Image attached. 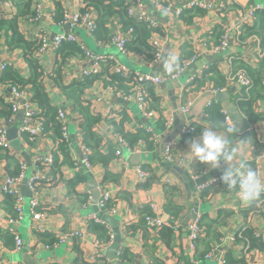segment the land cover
<instances>
[{
	"label": "crops",
	"instance_id": "crops-1",
	"mask_svg": "<svg viewBox=\"0 0 264 264\" xmlns=\"http://www.w3.org/2000/svg\"><path fill=\"white\" fill-rule=\"evenodd\" d=\"M57 1L62 10L69 12L80 11L84 7L82 0ZM141 1L146 2V0ZM171 1L178 4L176 0ZM166 3L161 1L152 9L153 17L161 30V34L153 36L163 51L162 60L158 66L152 65L139 55L121 54L112 45L99 46L84 30H75L78 40L93 54L112 56L117 64L124 66L129 72L159 76L171 71L176 62L197 55L194 64L178 79L154 86L156 101H151L149 108L154 111L155 118L150 120V124L159 136L151 151H145L142 148L138 151L130 150L113 133L110 119L116 120L122 115L121 113L128 114L127 119L122 122L126 131H133L137 125L145 123L135 104L124 102L116 95L117 92L108 91L109 87L100 80L94 81L84 92L83 99L90 103L89 112L100 117V122L94 129L102 139L103 153L114 152V158L107 170L119 176L117 182L103 183L104 168L101 165H92L90 170L83 167L81 141L84 119L74 109L73 103L65 98L58 85L62 83L68 86L73 81L79 80V71L88 63L74 55L68 56L66 62L64 61L61 79L55 82L48 78L57 68L58 59L55 53L47 52L39 58L43 73L47 75L45 89L51 106L56 111L62 109L67 113L68 138L65 152L69 154L71 163L69 165L63 163L61 157L58 158L54 169L35 164V159L39 157L52 156L56 137L51 131L37 138L34 143L25 140L23 134L18 132L23 122L22 110H18L8 124L5 120L7 110L3 107L8 106L9 101L20 104L24 100H30L31 92L24 89L21 91L22 97L15 99L12 93L13 88L0 87V127L6 128V131L16 127L19 141L17 147H12L6 132L9 151L6 153L0 149V186L4 184L6 176H10L18 169L19 163L26 167L23 179L16 184V189L23 201L21 219L13 227L22 245L19 250H15L14 242L3 241L0 237V264H78V260L82 263H94L97 237L90 225H100L103 229H107V233L111 236L112 231L95 219L91 211V200L85 206H83L84 202H81L83 196L91 197L90 184L97 185L96 189L100 195L109 193L111 196L114 211L109 215L119 221L118 227L121 233V242L117 251L130 255L133 260L131 264H222L223 261L225 264L227 255H230L234 262L237 259H243L245 264H264L262 251L246 250L243 242L236 238L240 231L246 228L264 234V209L259 210L261 200L257 201L259 195L264 193V99L253 103V111L262 115L263 119L249 124L232 102L233 97L241 90L237 84L219 89L215 80H207L202 87L194 88V90L187 91L185 87L188 77L201 76L210 64L216 65L223 83L228 81L226 79L232 68L236 67L237 60L253 68L258 67L260 53L255 36L245 39L238 46L231 44L228 49L217 54L209 51L208 44L216 40L218 33L222 35L223 25L230 27L234 33L240 32L242 26L240 20L244 16L245 9L257 4L264 5V0H228L227 9L222 12L194 15V12L190 11L179 19L173 17L171 9L166 10ZM36 5L39 6L41 13L38 20L20 18L18 21L22 34L27 40L37 41L39 33L54 36L68 31L56 24L55 5L52 0H34L33 11ZM16 12L14 2V9H8L5 17L0 16V19L12 18ZM116 23L118 24L117 20ZM3 62H7L20 75L28 78L29 68L22 49H10L5 37L0 36V63ZM218 92L225 93L227 97L222 101L214 99L203 102ZM186 102H190V111L185 117L179 110ZM210 102L221 106L225 113V121L228 118L226 121L228 126L243 135L254 133L259 147L248 138L229 140L226 133L213 126L203 111ZM229 110L237 113V120L231 122L229 117L232 115L229 114ZM170 118L173 120L174 128L185 119H189L197 128L196 134L190 138L177 135L172 140L173 152L181 158L182 166L162 162L161 145L171 132L165 134L162 130L164 121ZM199 162L201 167L198 166ZM140 166L148 174L144 181L139 180L136 172ZM173 167L181 169L188 179V186L193 193L191 201L181 181L182 176L177 173V177L171 173ZM198 167L203 169L199 176L200 181L208 182L214 177L222 178L220 186L205 193L201 200L194 197V183L191 181V173H197ZM77 175L83 176L84 180L77 187V195H70L67 192L66 183ZM34 176L38 177V182H49L38 185L36 189L35 197L39 204L37 211L42 216L37 221L32 219L30 201L34 194L28 187L29 180ZM150 178H153V181H147ZM5 201V195L0 193V233L9 229L7 215L10 212ZM167 201L178 209L177 214L167 213L165 210ZM191 202L192 205H190ZM194 202L197 204L196 213L200 214L202 219L204 218L202 225L205 227V232L192 248L187 231V224L191 218L188 221H184L183 218L194 209ZM255 202L257 207L254 208ZM150 206L155 208L162 221L172 228L177 227L173 232L170 247L157 238L156 234H150L146 230L143 215ZM36 226L41 227L42 233L35 231ZM70 232H79L82 236L66 239L63 244L53 245H48V239L37 236ZM205 240H209L211 247L209 252L212 253L207 259L205 256L200 257L206 248ZM110 245L111 242L101 251L102 257L108 264H112L106 256ZM23 249L26 254L22 253ZM117 263L124 264L121 258L117 259Z\"/></svg>",
	"mask_w": 264,
	"mask_h": 264
},
{
	"label": "trees",
	"instance_id": "trees-1",
	"mask_svg": "<svg viewBox=\"0 0 264 264\" xmlns=\"http://www.w3.org/2000/svg\"><path fill=\"white\" fill-rule=\"evenodd\" d=\"M34 0H13V9L14 2L15 7L17 8L16 14L12 18L8 19H0V36L5 37L7 45L10 49H22L24 54V59L29 68V76L28 78H24L20 75L15 69L12 67H8L6 70L0 73V87H11L15 88L18 91H22L24 89H28L31 92L30 102L35 106L37 110H39L38 117L43 120V132L40 136H30L28 134H23L24 139L28 140L30 143H34L37 138L42 135H46L54 133L55 137V148L52 152V163L49 165V168L54 167L57 164L58 158L61 157V161L66 164H71L69 160V154L65 152L67 139L63 137L61 134V126L56 121V110L50 104L48 95L45 89V79L47 75L43 73L41 68L40 59L37 56L39 51V41H29L22 34L20 29V25L18 21L20 18H34L35 11L32 10V4ZM55 5V16L54 20L56 24H59L62 19V7L57 0H52ZM134 0H125L119 3H108L106 0H82V5L84 8H89L94 14V25L95 30L90 35L91 38L99 44L102 41H109L112 35V29L109 26V22L113 19L117 20L118 24L121 27V30L127 31L128 29L132 30L131 37L124 44V48L127 53L135 54L142 56L146 61L150 62L153 59V49L149 45V41L158 33L161 34V30L158 25L155 27H150L146 23L140 22L135 18L129 16L127 14L128 7L133 3ZM227 9V7L225 8ZM83 11V8L80 10ZM196 11V12H195ZM194 15L203 13L200 10H192ZM190 13V11H185L183 16ZM182 16V17H183ZM221 35L218 33L216 35V40L212 43H209V46L216 47L220 42ZM255 36L257 47L260 53V59L257 68H253L252 66L241 62L240 60L235 61L236 67L232 68V71L229 73V77H233L236 73H242L245 75L249 81L250 85L245 87H240L241 90L237 92V94L233 97L232 102L235 105L236 109L246 118L249 124L256 123L263 119L262 115H259L253 111V103L256 101L264 99V88L261 85V82L264 80V10H259L255 12L254 21L251 26L242 25L241 31L238 36L239 41L242 42L245 39ZM87 48V47H86ZM88 49V48H87ZM89 50V49H88ZM55 56L58 59L57 68L50 74V77L55 82H59L62 76V71L64 70L65 60L68 56H76L80 59H83V52L80 49L78 43L72 42H64L61 43L57 49L55 50ZM186 59H182L181 62ZM65 61V62H64ZM114 62L106 61L102 63L101 71L98 75L92 78H85L73 81L70 85H63L62 83H58L60 86L65 98L70 100L73 103L74 109L78 111L84 119V123L82 125V145L89 150L88 162L91 165H101L104 168L103 175V183L106 182H117L119 176L111 174L107 167L109 163L114 158V152L109 151L107 154L103 153L101 143L102 139L95 131L94 127L100 122V117L92 115L90 110V103L83 99L84 92L92 85V83L96 80H100L104 85L110 87L115 92H121L123 94H130L132 91V86L134 84L135 78H123L119 75L112 73ZM223 83L222 77L219 75L216 65L210 64L207 69L202 73L201 76H195L193 79V84L190 85V90H194V88L202 87L207 80H215L217 88L221 89L224 86H231L236 84L233 80H229ZM225 78V77H224ZM109 85V86H108ZM145 96L149 104L151 101H156V94L154 86L151 84H145ZM7 110L5 115V120H8L12 116V111L10 109V105L4 106ZM150 109V108H149ZM151 110V109H150ZM204 113L207 114L213 126L222 130L224 133L228 135L230 139H241L248 138L253 141V143L259 147L258 141L255 140L254 133H246L248 135L241 134L238 130L228 126L225 121V115L223 114V109L220 105L215 103H208L204 108ZM120 117H117L116 120L110 119V123L113 128V133L118 135L122 142L126 145L130 150L136 149L138 147V143L141 141L143 143V150L151 151L155 146L153 142L148 138V135L144 130L140 128H135L133 131H126L124 129V119L126 120L128 114L121 113ZM119 115V114H118ZM194 126V125H193ZM197 132L196 126H194L193 135ZM192 135V136H193ZM53 136V135H52ZM191 137V136H190ZM188 137V138H190ZM2 151L8 153V150L0 148ZM58 155V156H57ZM61 155V156H59ZM198 166L201 167V163H198ZM20 163L18 169L13 171L11 175L8 177L14 178L17 177L20 173ZM197 173L201 172L203 169H197ZM148 176V174H147ZM84 180V177L81 175H77L75 178H72L67 181L66 187L67 192L70 195H77V187ZM147 181H153V178L148 179ZM222 181H219L217 184L207 187L201 193V199L204 198L205 193L213 190L215 187H219ZM46 182H35V189L38 188V185H41ZM54 183V182H50ZM146 187V186H144ZM250 195V193H249ZM79 196V195H78ZM6 197V205H8L9 212L7 217H16V211L14 209L15 198L11 195H5ZM85 205L88 202V196H83ZM261 200L259 204V210L262 209V205L264 204V193L258 197L257 201ZM256 201V202H257ZM256 202L254 208L256 206ZM261 208V209H260ZM113 209V205L111 200L106 202L105 210L109 211ZM114 210V209H113ZM165 210L170 215H175L178 213V209L175 206H172L169 201L165 204ZM151 215V211L146 209L145 214L143 215V222L145 224L146 230L153 234L146 226L144 218L146 216ZM204 218L201 217V224ZM93 232L97 237V241L103 244H107L110 241L109 233H107V229H103L100 225L92 224L90 225ZM205 228V227H204ZM173 229L168 225L164 224L157 231L156 235L167 247H170V243L173 239ZM253 230L244 229L240 231V233L236 236V238L243 242L246 250L250 249H258L264 253V243L260 241V239L256 238ZM41 239H48V245H53L58 243V239L55 235H37ZM206 236V233H205ZM204 236V238H205ZM0 237L3 241L9 240L14 242L15 247V234L10 232L9 229L0 233ZM197 242V241H196ZM6 245V242H5ZM205 251L200 254V257L206 256L210 251L209 240L204 241ZM121 254L119 259L121 258L122 263L131 264L132 258L127 253L120 251ZM197 257V258H200ZM78 264H89L82 263L81 260L77 261ZM92 264H108L104 258H95L94 263ZM225 264H245L243 259H237L235 262L230 255L226 256Z\"/></svg>",
	"mask_w": 264,
	"mask_h": 264
},
{
	"label": "built area",
	"instance_id": "built-area-1",
	"mask_svg": "<svg viewBox=\"0 0 264 264\" xmlns=\"http://www.w3.org/2000/svg\"><path fill=\"white\" fill-rule=\"evenodd\" d=\"M13 0H0V16H4L6 14V11L8 9H11L13 7ZM108 3H119L123 0H106ZM126 2L128 0H125ZM161 1L167 2L166 4V10L171 9L172 15L175 18H180L183 16V13L185 11H192V10H200L203 13L207 12H222L226 8V4L228 0H223L225 2H217L215 0H176L178 4H175L173 1H167V0H146V2H143L141 0H134L133 3L128 7L127 14L136 20L146 23L150 27H155L158 25L156 19L153 17L152 9L154 6H158ZM259 10H264V5H254L252 7H249L245 9L244 16L240 20V25H248L251 26L252 22L254 21L255 12ZM41 16L40 8L38 5L35 6V16L32 20H38ZM94 19L95 14L89 9L84 8L83 11H76V12H69L66 10H63L62 12V19L59 24H57L60 27L68 29V31L63 32L61 34H57L54 36L48 35L47 33H39L37 40L39 41V51L37 53V56L40 58L43 54L47 52L54 53L57 47L64 42H72V43H78L80 46V49L83 52V60L85 63H88L86 67H84L81 71H79L78 78L79 79H85V78H92L99 74L101 71L102 63L106 61H112L114 62V67L112 70V73L119 75L123 78H129L133 77L135 78L134 84L132 86V91L130 94H123V93H116L117 96H119L124 102L126 103H132L135 104L138 107V111L142 118L145 120L144 124L137 125L136 128H140L145 131V133L148 135V138L155 143L158 139V134L154 132V129L152 125L150 124V120L155 118L154 111L150 110L148 107V101L145 96V84H151L153 86L161 85L167 81H174L178 79L182 74H184L196 61L197 55H192L189 59H186L185 61L176 62L174 67L171 71L164 73L159 76H152L150 74H143L140 72L131 71L129 72L124 66L119 65L116 63V60L109 55H96L93 54L90 50H88L77 38L75 35L76 29H82L89 35L92 34V32L95 30L94 25ZM109 26L112 29V35L109 41H102L98 45L103 47H108L110 45L117 48V50L121 54H127L124 44L127 42V40L131 37L132 30L128 29L127 31L121 30V27L119 24L116 23V20L113 19L109 22ZM240 32L234 33L233 30H231L230 27L223 25L222 26V35L220 38V42L218 46L212 47L209 46V51L214 52L215 54L222 52L230 47L231 44L234 45H240L239 36ZM149 45L153 49V59L150 61V63L154 66H158L161 63L163 51L160 49L159 43L156 39L153 37L149 41ZM205 45V44H204ZM8 67H11L7 62L0 63V73L4 70H6ZM195 76H190L186 79V90H190V85L193 84V79ZM230 81L236 82V84L239 87H245L247 88L250 85L249 79L243 75L242 73H236L233 77H229ZM261 85L264 88V80L261 82ZM108 91L113 93V89L111 87L107 88ZM13 97L15 99L22 97V92L16 90L15 88L12 89ZM10 105V109L12 111V116L10 119L6 120L8 124L11 123L13 119V115L18 111L22 110L23 112V122L20 126L18 132L20 134H28L30 136H40L43 132V120L38 117L39 110H37L33 104L30 102V100H24L22 103L18 104L16 102H8ZM190 111V102H186L183 106H181L179 112L183 116H187ZM223 114H225L223 112ZM207 116V114H205ZM208 117V116H207ZM56 121L61 126V134L65 139H67V131H66V125H67V113H65L62 109H58L56 112ZM226 121H228V118H226ZM174 129L173 120L167 119L164 121L163 130L165 134H168L170 131ZM7 129L4 127H0V148L6 149L9 151V142L6 139V131ZM194 132V126L191 123L189 119H185L182 121L181 126L178 131V135H180L182 138L184 137H190L193 135ZM118 136V135H117ZM119 137V136H118ZM120 142H122L121 138L119 137ZM207 143V141L205 140ZM123 145H125L123 143ZM143 148V143L140 141L138 143V147L134 149V151H138L139 149ZM174 151V144L173 141H169L163 146L162 150V162H165V164L173 165V166H182V160L180 157L177 156L176 152ZM81 152H82V158L81 162L83 167L86 170H90L92 168V165L88 162V156H89V150L84 147L81 144ZM52 163V157L51 155H48L47 157H39L35 159V164L44 167L49 168V165ZM20 173L17 177L11 178L6 176L5 182L3 185L0 186V193L3 195H11L15 198V205L14 209L16 211V217H7V223L9 225V231L13 232L15 234V250H19L22 243L20 238L16 235V233L13 231V227L16 225V223L21 219V207H22V197L19 195L16 184L21 181L24 177V172L26 167L23 164H20ZM137 174L140 181H144L147 178V172L142 169V167L137 168ZM201 175V172L198 173H191V181L194 183V197L201 200V193L204 189H206L209 186L217 184L219 181H221L222 178L220 177H214L210 179L208 182L200 181L199 176ZM35 182H38V177L34 176L32 177L28 182L29 190L34 194V197L30 201V210L32 214V219L34 221H37L42 218L41 214L37 211L38 208V201L35 197L36 189H35ZM168 182V181H166ZM91 200V197L88 196V202ZM111 200V196L109 193H103L99 196V199L97 201V207L99 210L106 212L108 214L113 213V209L106 211L105 206L106 202ZM85 206V205H83ZM151 211V215L146 216L144 218V221L146 223L147 228L153 233L156 234L157 231L160 229V227L164 224H167L165 221L161 220V217H159L156 213V210L153 206L149 207ZM262 209H264V204L262 205ZM172 228V227H171ZM173 231H176L177 227L172 228ZM35 231L37 233H42V229L40 226L35 227ZM187 231H188V238L191 244V247L194 248V245L197 240L203 237L205 228L201 224V215L195 214L193 218H191L187 224ZM254 235L256 238L260 239L264 243V234L255 231ZM58 239L57 244H63L66 239L69 238H80L82 236L79 232H70V233H61L60 235H55ZM110 241L107 243L109 244L112 242V236L109 235ZM107 244L100 243L99 241L96 242V253L95 258H103L102 257V248H104ZM121 252L117 251L116 257L119 258ZM212 255L211 252L207 253L205 258H210ZM224 264V261L222 262Z\"/></svg>",
	"mask_w": 264,
	"mask_h": 264
},
{
	"label": "water",
	"instance_id": "water-1",
	"mask_svg": "<svg viewBox=\"0 0 264 264\" xmlns=\"http://www.w3.org/2000/svg\"><path fill=\"white\" fill-rule=\"evenodd\" d=\"M225 97H227V95L225 93L218 92V93H215V95L208 97L206 100H203V102H205L207 100H214V99L217 101H222V99H224ZM201 104L197 108L198 111L200 110ZM229 114L232 115V117L231 116L229 117L231 122L238 119V115L234 111L229 110ZM182 119H184V118H182ZM181 123H182V121L179 124H177L175 126V128L169 133V135L164 139V141L162 142V145H161L162 150H163V146L166 143L173 140L178 135V131H179V128L181 126ZM7 139L10 141V144L12 147H17V145L19 144V141L17 138V128L16 127L12 128V129H8ZM171 173L176 175L177 177H178V174L182 176L181 181L184 183L185 189L188 193V199L191 201V199H193V193L191 192V190L188 186V179L183 175V171L177 167H173L171 170ZM88 183H89V181H88ZM96 186L97 185L94 186L93 184L89 185V191L91 193V211H92L95 219L99 220L101 223H103L104 225L109 227V229H111V231H112V242H111V245L107 248L106 256L110 259L112 264H118L117 263V257L115 254H116V251H117V249L120 245V242H121V233H120L119 227H118L119 221L116 220L111 215H109V214L98 209L97 201L99 199L100 193L97 191ZM190 205H192V202L190 203ZM193 207H194V209L192 211H189L186 214V216L183 218L184 221H188L190 218H193L195 216V214L197 212L195 209L197 207V204L195 202L193 203ZM22 253L26 254V251L23 249ZM23 261H24V259H23ZM25 263H29V262L25 261Z\"/></svg>",
	"mask_w": 264,
	"mask_h": 264
}]
</instances>
